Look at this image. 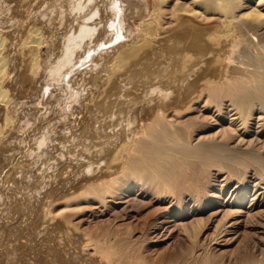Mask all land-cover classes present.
<instances>
[{"label": "rangeland", "instance_id": "374dc122", "mask_svg": "<svg viewBox=\"0 0 264 264\" xmlns=\"http://www.w3.org/2000/svg\"><path fill=\"white\" fill-rule=\"evenodd\" d=\"M150 7L151 0H0L3 90L9 100L0 103V264H243V259L258 258L259 246L249 235H242L229 252L207 247L209 236L196 241L193 234L207 224L209 213L198 222L171 220L162 233L170 231L169 240L154 243L160 235L149 232L160 211L146 204L149 196L126 195L122 207L104 210L83 204L78 219L64 212L86 187L118 174L106 162L115 152L124 160L122 144L139 138L157 113H172V99H163L162 88H156V73L129 71L115 77L110 68L118 47L139 40L137 23L149 19ZM78 27L84 33L75 40ZM31 32L41 38L35 57L24 46ZM249 35L244 36L245 55L255 49L250 55L263 54L264 60L263 39L256 45ZM249 60L255 65L244 57V71L255 69ZM222 66L214 81L239 77ZM196 89L181 109L190 105V97H201ZM259 140L261 153L264 142ZM104 250L112 258H104Z\"/></svg>", "mask_w": 264, "mask_h": 264}, {"label": "bare ground", "instance_id": "6f19581e", "mask_svg": "<svg viewBox=\"0 0 264 264\" xmlns=\"http://www.w3.org/2000/svg\"><path fill=\"white\" fill-rule=\"evenodd\" d=\"M76 8L75 5L73 12ZM195 23L207 27L201 30ZM137 24L139 40L117 48L110 65L113 76L129 71L131 74L156 73V88H162L163 99H172L169 100L173 104L172 113L153 116L139 138L120 146L119 150L126 154L124 160L115 152V156L104 161L108 163L107 169L118 168L120 172L117 170L118 174L109 180L101 179L86 187L79 192L76 203H69L75 207L67 205L63 211L78 219L86 208L78 207L83 204L97 205L95 209L104 210L122 207L126 204L124 198L131 194L143 200L149 196L146 204L156 208V213L160 211L149 232V235H160L154 243L169 240L170 231L163 236L162 233L169 230L171 220L192 218L198 222L209 213L207 224L198 227L197 234L192 233L195 243L209 236L207 247L229 252L240 244L242 235H249L259 246V256L250 257L246 262L243 259V264H264V152H258L259 139L264 142V60L263 54L250 55L255 49L244 53V36L251 34L253 42L264 41V0H151L149 19ZM83 33L78 27L74 39L78 40ZM40 40L35 32L26 38L24 46L30 56L35 57ZM251 43L247 44L251 46ZM2 46L0 41V50ZM244 57L253 59L256 66L249 62L254 70L251 66L252 69L244 71ZM233 59L240 62L231 64ZM222 64L227 72L239 77L231 79V74L226 80L222 74L225 81L218 83L219 78L214 81ZM35 67L36 63L32 65L33 70ZM6 76V61L0 55L2 104L9 102L3 90ZM198 87L201 97H190V105L181 109L183 101ZM182 171L187 173L185 178ZM105 252L104 258L110 259L111 254ZM203 264L210 262L203 260Z\"/></svg>", "mask_w": 264, "mask_h": 264}]
</instances>
